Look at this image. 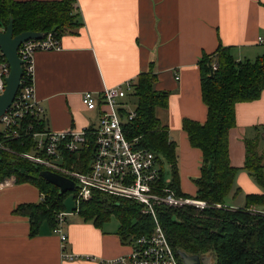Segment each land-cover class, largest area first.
<instances>
[{"label": "crops", "instance_id": "crops-1", "mask_svg": "<svg viewBox=\"0 0 264 264\" xmlns=\"http://www.w3.org/2000/svg\"><path fill=\"white\" fill-rule=\"evenodd\" d=\"M74 7L80 25L61 35L60 49L41 50L34 57L35 95L46 110V128L58 132L98 126L102 108H85L83 93H100L152 68L156 90L169 93L168 107L159 108L157 117L177 143L181 191L196 195L193 181L200 176L202 152L190 145L182 126L183 119L206 121L199 61L219 47L231 50L237 61L263 54L264 0H75ZM235 112L229 159L240 168L236 184L243 192L228 204L243 207L246 195L263 193L243 168L246 139L264 127V92L258 100L237 103ZM41 201L31 183L0 189V264H103L129 252L119 222L100 228L72 210L66 211L63 224L65 251L79 257L63 259V242L54 227L45 222L31 236L28 217L13 213L20 204Z\"/></svg>", "mask_w": 264, "mask_h": 264}, {"label": "trees", "instance_id": "trees-1", "mask_svg": "<svg viewBox=\"0 0 264 264\" xmlns=\"http://www.w3.org/2000/svg\"><path fill=\"white\" fill-rule=\"evenodd\" d=\"M74 4L75 0H0V28L5 29L12 19L13 36L26 31L44 35L53 31L61 36L80 25ZM216 61L218 68L213 71ZM199 62L202 100L208 109L206 121L183 119L182 126L190 145L202 152L200 176L194 180L195 196L181 191L177 143L171 139L168 126L157 117L159 108L168 107L169 93L156 90L158 77L152 68L137 77L132 96L136 116L124 125V135L130 141L138 138L142 147L155 152L161 166L160 187L170 188L178 197L210 204L206 208L163 202L155 206L157 221L178 259V250H182L191 256L214 254L216 262L213 264H264V216L252 211L264 210V127L263 130L256 128L255 138L246 139L243 168L263 193L246 195L243 207L238 209L224 207L229 206L230 197L235 199L243 192L236 184L240 168L233 167L229 159V131L236 125L237 103L258 100L264 92V53L254 60L237 61L231 50L219 47L213 56L203 55ZM35 125L39 131L44 128V124L36 122ZM29 145L19 140L14 141L11 148L26 152L31 149ZM94 154L93 147L64 152L63 164L73 171L86 173ZM164 163L169 166L170 180L166 178ZM44 170L46 168L16 154L0 152V182L14 176L15 183H31L45 197L38 203L20 204L13 212L28 217L31 236L37 234L45 222L56 227L57 215L66 210V199L70 194L77 198L76 188L61 193L60 188L43 179ZM91 196L73 210L77 209L80 217L100 228L115 217L124 242L130 237L148 235L156 226L154 218L143 214L142 205L134 199L99 191H93ZM220 204L219 209L216 206Z\"/></svg>", "mask_w": 264, "mask_h": 264}, {"label": "built area", "instance_id": "built-area-1", "mask_svg": "<svg viewBox=\"0 0 264 264\" xmlns=\"http://www.w3.org/2000/svg\"><path fill=\"white\" fill-rule=\"evenodd\" d=\"M60 43L61 36L51 31L43 34L40 39H30L19 46L23 76L21 87L12 105L0 116V152L16 154L46 170L71 179L75 182L77 190L76 208L81 201H89L93 191H99L115 197L134 199L142 205L143 214L154 218L156 226L151 233L125 240L130 247L129 252L118 258L105 260L103 264H183L181 258H177V252L157 221L155 206L163 202L176 206L180 204L206 208L210 207V204L194 198L178 197L170 188L160 187L161 166L155 152L142 147L138 138L130 141L125 137L124 125L136 116V108L132 107L136 78L114 87H106L100 93L92 91L83 93L82 103L85 108L89 110L102 108L98 126L58 132L46 128L44 124L46 110L35 95L34 57L41 50L60 49ZM217 68L216 61L212 69L215 71ZM10 70L11 67L0 48V94L5 90L7 84L5 80ZM36 122L44 124L42 131L38 130ZM19 140L25 141L26 145L30 143L31 149L26 152L12 150V143ZM90 147L94 148L95 154L88 172L73 171L63 164L64 152H79ZM15 181L14 176L2 179L0 189L13 186L16 184ZM41 197L44 201V195L41 194ZM216 207L220 209L222 205ZM224 207L231 210L239 208L226 205ZM252 211L264 216V210ZM67 215L66 211L57 215L53 233L63 242L62 258L75 260L78 255L65 251L68 235L64 232L63 224ZM87 259L95 260L96 257L87 256Z\"/></svg>", "mask_w": 264, "mask_h": 264}, {"label": "water", "instance_id": "water-1", "mask_svg": "<svg viewBox=\"0 0 264 264\" xmlns=\"http://www.w3.org/2000/svg\"><path fill=\"white\" fill-rule=\"evenodd\" d=\"M14 24L11 19L10 24L5 29H0V48L4 53L9 67H11L10 74L6 78L7 82L5 90L0 94V116L12 105L16 94L21 87V79L23 76V61L21 60L18 48L21 44L30 39H40L43 36L42 32L26 31L17 36H13ZM43 179L51 182L58 188L61 193L74 191L75 182L71 179L58 175L50 170H44L41 173ZM178 254L183 264H210L208 257H200L199 255H189L187 252L178 250Z\"/></svg>", "mask_w": 264, "mask_h": 264}, {"label": "rangeland", "instance_id": "rangeland-1", "mask_svg": "<svg viewBox=\"0 0 264 264\" xmlns=\"http://www.w3.org/2000/svg\"><path fill=\"white\" fill-rule=\"evenodd\" d=\"M132 107L136 108L135 107V103L133 101H132ZM164 165H165L166 178L168 180H170L169 166L166 163H164ZM193 183L196 186L194 181H193ZM190 196H195V194H191ZM65 203H66V210L65 211L73 213L72 210L75 208V198H74V196L72 194L69 195V197L66 199ZM110 222H112L114 224L115 223L118 224V220L115 217L111 218ZM207 257L210 259L209 260L210 264H213V263L216 262V257H215L214 254H208Z\"/></svg>", "mask_w": 264, "mask_h": 264}]
</instances>
